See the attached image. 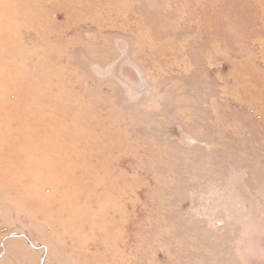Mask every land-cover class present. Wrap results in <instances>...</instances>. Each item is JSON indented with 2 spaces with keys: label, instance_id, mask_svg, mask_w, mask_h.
<instances>
[{
  "label": "rangeland",
  "instance_id": "1",
  "mask_svg": "<svg viewBox=\"0 0 264 264\" xmlns=\"http://www.w3.org/2000/svg\"><path fill=\"white\" fill-rule=\"evenodd\" d=\"M0 264H264V0H0Z\"/></svg>",
  "mask_w": 264,
  "mask_h": 264
}]
</instances>
